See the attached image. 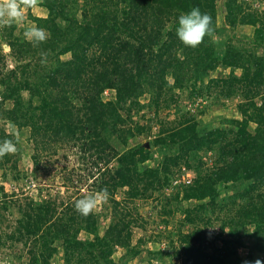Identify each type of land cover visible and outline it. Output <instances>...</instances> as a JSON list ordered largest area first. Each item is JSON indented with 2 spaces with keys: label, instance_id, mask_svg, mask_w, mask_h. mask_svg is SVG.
Instances as JSON below:
<instances>
[{
  "label": "trees",
  "instance_id": "trees-1",
  "mask_svg": "<svg viewBox=\"0 0 264 264\" xmlns=\"http://www.w3.org/2000/svg\"><path fill=\"white\" fill-rule=\"evenodd\" d=\"M75 1H38L48 9L47 15L29 16L46 30L43 42L34 44L25 35H15V24L5 34L15 65L8 67V55L1 50L0 120L30 128L35 162L32 175L37 179L50 174L49 157L61 149L79 146L83 158L95 156L89 175L94 177L97 168L100 177L93 180L91 194L107 189L113 207L103 216L110 214L111 220L102 232L97 213L81 215L75 203L83 193L74 200H62L41 185L36 198L23 185L13 193L0 185V250L18 247L17 258L22 260L28 254L27 264H53L59 253L63 264H117L113 258L117 248L136 256L146 240L133 243L137 219L124 204L126 199L118 200L116 194L124 189L132 200L151 197L172 183L173 166L181 169L185 164L184 169L195 176L173 197L164 196L168 207L164 212L174 215L182 210L186 213L182 225L194 227L186 231L179 227V242H172L173 250L150 248V258L165 264L262 261L264 51L259 53V49L264 48V8L254 10L244 1L226 0L228 27L217 24L220 0H84L82 16L72 17L67 9ZM17 2L31 11L36 0ZM193 7L212 16L213 28L196 47L184 45L176 35L178 17ZM249 24L255 26V36L244 47V42H238L229 31ZM68 53L71 57L63 59ZM221 68L229 72L211 75ZM187 87H192V99H207L214 92L217 99L239 94L242 101L237 107L242 117H224L225 125L202 127L182 108L175 91ZM108 88L116 91L115 101L103 99ZM146 94L149 102H142ZM7 101L13 106L7 107ZM149 103L157 110L174 104L180 113L150 142L151 146L174 150L161 167L142 166L150 157L142 144L126 151L119 149L130 138L151 130L149 125L130 124L133 109L139 112ZM8 139L16 150L0 156V170L4 178H10L11 173L19 183L28 178V171L19 165L21 141L0 127V143ZM208 151L216 154L212 167L202 156ZM113 159L119 162L117 169L110 167ZM241 183L244 188L240 194L217 201L222 187ZM181 192L184 199H195L199 205L181 209L177 205ZM206 199L229 214L219 233L208 230L213 222L210 216L205 217ZM12 209L19 214L15 219ZM252 223L254 229H246ZM84 231L92 237H82ZM218 240L221 245H217ZM243 246L248 248L245 257L239 251Z\"/></svg>",
  "mask_w": 264,
  "mask_h": 264
},
{
  "label": "rangeland",
  "instance_id": "rangeland-1",
  "mask_svg": "<svg viewBox=\"0 0 264 264\" xmlns=\"http://www.w3.org/2000/svg\"><path fill=\"white\" fill-rule=\"evenodd\" d=\"M39 0H36L35 4L32 6L31 11L27 6L19 5L22 13L23 19H12L6 15L0 16V51L3 50L7 54V63L8 67L15 65L14 60L9 56L10 45L6 40L5 34L10 31L12 24L16 25L14 29L15 35L24 36L26 32H29L33 27H37L35 21L29 16V13H33L38 16H45V12L48 13V9L41 5ZM225 1L220 0L222 8L218 12L217 24H225L229 27V24L226 23L225 19ZM243 2L251 7L254 10H263L264 3L259 0H237ZM8 3V0H0V7ZM18 3V2H17ZM84 0H78L77 2L70 6L67 9V13L72 17H81L82 16V7ZM231 29V28H230ZM231 34H235L238 42H244V47H247L250 43V40L255 36V26L249 25H237V27L231 31ZM228 33V31H227ZM219 35V34H218ZM26 36V35H25ZM27 37V36H26ZM217 37V36H216ZM28 38V37H27ZM29 39V38H28ZM264 48L259 49V53H262ZM71 57V54H65L62 56L63 59H68ZM229 70L223 68L212 71V76H219L223 73H228ZM171 77V75H170ZM172 79V77H171ZM192 83V82H191ZM2 86H0V109L2 108V95H1ZM175 91L179 93L181 98V106L184 110L189 111V113L194 116L196 120L201 122V126L210 128H215L221 125H225L224 117H242L241 112L237 107V103L242 101V97L239 94H235L230 98L221 97L217 99L212 93L209 98H190V93L192 87H187L184 89L176 88ZM102 97L105 101H115L116 100V91L112 88L106 89ZM142 102H149V95L146 94L141 98ZM7 107H12L13 102L7 101ZM133 118L130 121V124L133 126L137 125H149L151 130H147L145 133L132 137L128 142H124L119 145L120 151H126L132 148L135 145L142 144L149 152L150 157L144 163L143 167H161L164 165V159L166 156L171 155L174 150H166L165 147L161 145L151 146V141L156 138V135L160 133L161 127H166V122H170L176 117L180 116V113L177 111L176 105L171 104L170 107L165 108L161 106L159 110L149 103L144 109L139 112H136L134 109L132 111ZM164 121V122H163ZM4 126L5 129L9 132L15 133L21 141L22 152L20 154L19 165L28 171V178H24V181L19 183L16 182L14 176L10 173V178H4L2 170H0V185L5 187V190L9 193L16 192L23 185L25 189L34 195L36 198L39 197L40 186L43 185L47 188L54 197L58 199L69 200L74 198L81 193L85 194L83 197L91 194L93 191L92 183L93 180L97 177L99 179L100 171L97 168H94L95 176L90 178V171L92 167L91 161H95V156L93 158L87 156L83 158V153L80 151V147L76 146L75 148H65L61 149L58 154L52 155L49 157L52 162V171L44 178L37 179L32 175V170L34 168V148L33 142L31 140V131L29 127L19 128L14 125L12 122H3L0 120V127ZM175 154V153H174ZM203 159L207 162V166H213L216 158V154L213 151H208L202 153ZM112 169H117L119 167V162L117 159H113L110 163ZM180 167V166H179ZM177 166H173L174 173H170L172 178V183L169 187L164 188L162 191L151 197L135 198L130 199L127 196V193L124 189L119 190L116 194L118 200L124 201L128 207H130L134 219V237L133 243L140 241L141 238L146 240V243L142 246V250L136 256L126 255L124 250L117 248L113 254V258L117 264H165L159 260H152L149 256L150 248H158L165 251L173 250L172 242H175V245L179 242L177 238V233L179 227H182L184 231L189 228L194 227L191 224L186 223L182 225L186 213L182 210L175 211L174 215H167L165 211L166 199L164 198L169 196L173 197L178 191V188H181L184 180L183 177L186 176V171L188 170L185 164L180 169ZM184 170V172H183ZM191 173V172H190ZM191 175L194 177L195 173L192 172ZM81 178V179H80ZM178 179V180H177ZM177 180V181H175ZM244 188V184L234 186L233 184L230 187H222L220 197L217 201L227 198H233L236 194H240ZM44 192H47L45 190ZM94 193H97L94 192ZM93 193V194H94ZM2 192H0V197ZM82 197V198H83ZM180 200L177 204L181 209L194 208L196 205H199L200 201L195 199H184L182 192L180 193ZM183 198V199H182ZM206 202L205 210L206 219L210 216L213 224L208 226V230L216 231L219 233L222 231L223 221L227 220V210L219 211L217 204H210L209 200H204ZM241 202V200H239ZM113 207V202H111L110 197L108 196L106 200H99L97 206L93 209L95 213L99 215V223L101 225L102 232H104L106 226L111 220V215L104 217L103 212L109 207ZM175 206V205H174ZM168 207H166L167 210ZM214 208V209H213ZM110 210V209H109ZM11 215L12 219H15L19 214L16 209H12ZM235 217V216H234ZM239 219H242L239 217ZM238 219V220H239ZM255 224H248L246 229L253 230ZM229 228H226L225 232L227 233ZM157 235V237H155ZM82 237H92L88 235L87 232H82ZM251 240V239H250ZM249 241V239H248ZM60 246V242L57 243ZM217 245H221V241H217ZM174 246V245H173ZM241 255L244 257L248 253L247 247H240L239 249ZM17 252H19L18 247H7L0 250V264H27L29 259L28 254L24 255L22 260L17 258ZM169 261V260H167ZM262 262L264 259L262 258ZM64 261L61 258V253L57 254L53 258V264H63Z\"/></svg>",
  "mask_w": 264,
  "mask_h": 264
},
{
  "label": "clouds",
  "instance_id": "clouds-1",
  "mask_svg": "<svg viewBox=\"0 0 264 264\" xmlns=\"http://www.w3.org/2000/svg\"><path fill=\"white\" fill-rule=\"evenodd\" d=\"M4 15L12 19H23V13L17 0H8V3L0 7V16ZM212 31V16L206 12H201L199 7H193L191 10L182 13L178 17L176 35L184 45L196 47L202 43L205 36L209 35ZM25 35L34 44H38L47 39V32L42 27H33L29 32H26ZM15 150L16 145L10 139L0 143V156L8 152H14ZM186 172L191 171L187 170ZM107 197L108 191L105 188L100 192L89 194L77 200L75 208L81 215L87 216L97 206L99 200H106ZM244 264H264V262L258 259L255 262L245 261Z\"/></svg>",
  "mask_w": 264,
  "mask_h": 264
},
{
  "label": "built area",
  "instance_id": "built-area-1",
  "mask_svg": "<svg viewBox=\"0 0 264 264\" xmlns=\"http://www.w3.org/2000/svg\"><path fill=\"white\" fill-rule=\"evenodd\" d=\"M185 174H186L187 177H185V176L183 177L184 182L185 183H190L192 181V179H193V176L191 175L190 172H186ZM177 180H175V181H177Z\"/></svg>",
  "mask_w": 264,
  "mask_h": 264
},
{
  "label": "crops",
  "instance_id": "crops-1",
  "mask_svg": "<svg viewBox=\"0 0 264 264\" xmlns=\"http://www.w3.org/2000/svg\"><path fill=\"white\" fill-rule=\"evenodd\" d=\"M46 14H44L45 16L47 15V12H45Z\"/></svg>",
  "mask_w": 264,
  "mask_h": 264
}]
</instances>
